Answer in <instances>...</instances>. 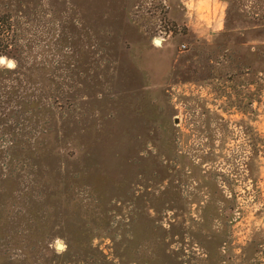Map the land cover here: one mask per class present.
I'll use <instances>...</instances> for the list:
<instances>
[{
    "label": "rangeland",
    "instance_id": "1",
    "mask_svg": "<svg viewBox=\"0 0 264 264\" xmlns=\"http://www.w3.org/2000/svg\"><path fill=\"white\" fill-rule=\"evenodd\" d=\"M2 14L0 264H264V0Z\"/></svg>",
    "mask_w": 264,
    "mask_h": 264
},
{
    "label": "trees",
    "instance_id": "2",
    "mask_svg": "<svg viewBox=\"0 0 264 264\" xmlns=\"http://www.w3.org/2000/svg\"><path fill=\"white\" fill-rule=\"evenodd\" d=\"M1 25H5L8 28L12 27L10 17L8 14L0 15V28H1ZM8 43H9V38L4 37L2 33L0 32V47L2 48H4L5 46L7 47V45L5 44H8ZM0 52H4V49L0 48Z\"/></svg>",
    "mask_w": 264,
    "mask_h": 264
},
{
    "label": "water",
    "instance_id": "3",
    "mask_svg": "<svg viewBox=\"0 0 264 264\" xmlns=\"http://www.w3.org/2000/svg\"><path fill=\"white\" fill-rule=\"evenodd\" d=\"M156 41H157V40H156ZM0 61H1V62H4V61H5V60H4V57H1V58H0Z\"/></svg>",
    "mask_w": 264,
    "mask_h": 264
},
{
    "label": "bare ground",
    "instance_id": "4",
    "mask_svg": "<svg viewBox=\"0 0 264 264\" xmlns=\"http://www.w3.org/2000/svg\"><path fill=\"white\" fill-rule=\"evenodd\" d=\"M157 43H159V40H157ZM4 60H5V58H4ZM9 64L11 65V63L9 62Z\"/></svg>",
    "mask_w": 264,
    "mask_h": 264
},
{
    "label": "built area",
    "instance_id": "5",
    "mask_svg": "<svg viewBox=\"0 0 264 264\" xmlns=\"http://www.w3.org/2000/svg\"><path fill=\"white\" fill-rule=\"evenodd\" d=\"M183 47H185V45H183Z\"/></svg>",
    "mask_w": 264,
    "mask_h": 264
}]
</instances>
